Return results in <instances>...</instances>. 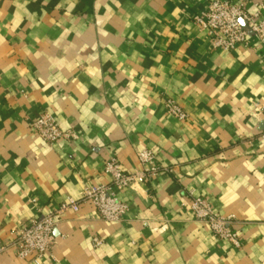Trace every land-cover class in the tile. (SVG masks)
Listing matches in <instances>:
<instances>
[{
  "label": "crops",
  "instance_id": "crops-1",
  "mask_svg": "<svg viewBox=\"0 0 264 264\" xmlns=\"http://www.w3.org/2000/svg\"><path fill=\"white\" fill-rule=\"evenodd\" d=\"M211 1L0 0V264H264V44L213 49L195 23ZM44 114L77 138L44 143ZM145 150L159 173L115 191L120 222L68 209L52 257H18L19 228L111 185L113 158L141 170ZM194 197L232 219L240 248L195 220Z\"/></svg>",
  "mask_w": 264,
  "mask_h": 264
},
{
  "label": "built area",
  "instance_id": "built-area-1",
  "mask_svg": "<svg viewBox=\"0 0 264 264\" xmlns=\"http://www.w3.org/2000/svg\"><path fill=\"white\" fill-rule=\"evenodd\" d=\"M196 25L208 33L211 47L215 50L231 52L238 47H247L251 37L264 44V1L255 5V12L250 13L249 1L231 2L212 0L208 11L195 17ZM168 114L180 120H186V112L173 100L166 102ZM264 113V108L261 109ZM32 129L42 141L53 146L61 140L76 139L71 132H64L55 117L44 114L32 123ZM142 169L134 173L125 171L120 162L113 158L104 165V173L112 178L111 185L87 187L78 199L70 198L59 209L52 210L32 219L27 225L19 228L17 237L18 257L25 261L39 262L52 257L56 246L55 230L58 219L68 209L78 212L82 205H91L101 219L120 222L128 213V205L121 202L115 191H125L138 183H145L159 173L154 167L155 155L150 151L138 153ZM196 221L207 225L221 240L227 241L236 248L241 247V240L233 228L231 218L216 213L210 202L202 197H194L191 207ZM95 247L103 241L93 239ZM6 246L0 240V254Z\"/></svg>",
  "mask_w": 264,
  "mask_h": 264
}]
</instances>
